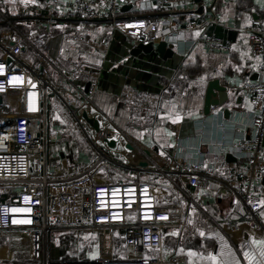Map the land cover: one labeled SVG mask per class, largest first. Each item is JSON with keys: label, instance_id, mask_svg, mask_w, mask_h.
Returning <instances> with one entry per match:
<instances>
[{"label": "built area", "instance_id": "obj_1", "mask_svg": "<svg viewBox=\"0 0 264 264\" xmlns=\"http://www.w3.org/2000/svg\"><path fill=\"white\" fill-rule=\"evenodd\" d=\"M47 1L54 5L59 2ZM130 1L139 4L140 12L196 2L109 0L107 8H102L94 0H76L73 7L80 18L106 21L113 31L134 44L156 43L164 36L176 40L175 21L162 22L167 25L162 29L160 22L140 17L139 11L136 14V7H131V14H127L124 8ZM201 1L200 8L192 13L194 19L187 25L188 30L198 33L197 38L186 41V45L202 43L212 53L230 54L231 43L216 35V27L221 24L216 7L221 1L233 0ZM245 33L251 54L259 60L261 81L244 85L255 110L244 112L240 117L244 128L249 130V137L231 146L242 167L228 164L221 157L222 169L230 170L229 176L222 179L201 171V149L197 150L199 156L195 159L180 154L182 139L178 134L172 154L164 159L163 165L154 164L151 171L112 161L85 128L84 115H87L99 120L98 134L103 144L108 145L105 139L117 141L126 137L94 102L101 78L99 70L84 62L63 67L60 63L63 35L50 41L47 53H36L38 65L33 67L23 58L31 45L30 40L12 26L3 36L4 42H0V188L3 193L11 194L10 201L0 202V250L16 254L0 260V264H184L181 258L165 260L162 257L166 228L181 219V209L159 206L152 186L144 181L146 173H157L171 181L180 177L194 188H203L212 180L248 208L258 222L261 205L255 200L264 188V20L245 28ZM82 83L87 85L85 89ZM54 99L62 104L99 154L89 168L74 175L61 169L50 170L47 166L48 117ZM126 103L141 116L152 114L159 105L155 95H140L135 91L129 93ZM107 161L133 172L132 175L119 181L101 180L97 174ZM14 208L30 211L12 212ZM13 220L18 222L13 223ZM56 230L95 234L96 256L83 261L50 259L49 242ZM116 238L136 253L156 252L159 255L149 254L142 259L117 258Z\"/></svg>", "mask_w": 264, "mask_h": 264}, {"label": "crops", "instance_id": "obj_2", "mask_svg": "<svg viewBox=\"0 0 264 264\" xmlns=\"http://www.w3.org/2000/svg\"><path fill=\"white\" fill-rule=\"evenodd\" d=\"M94 1L102 8H107L109 3V0ZM75 2L59 0L54 5L47 0H0V17L15 20L14 26L21 30L35 27L43 28L48 33L54 28L59 29L61 33L56 37L63 35L64 42L68 44L62 50L61 65L70 68L72 64L84 62L100 70L98 66L104 65V62L117 60L115 57L119 46L111 50L112 43L129 40L113 31L106 21L80 18L74 12ZM138 5L130 1L124 11L131 14V7H136L134 12L137 14L140 10ZM201 5L202 1H196L149 10L156 11L153 13L154 20L161 23L162 29L167 27L165 22L176 23L173 32L177 41L169 39V36L160 40H169L177 53L176 58L169 61V70L166 71L168 77L162 78L157 88L151 84L145 85L143 89L122 86L110 75L101 74L94 102L126 134V137L117 139L119 142L114 148L122 149L120 154L126 162L121 163L127 167L151 171L154 164L163 165L164 159L174 150L177 134L182 139L179 149L182 156L195 159L199 156L197 150L201 149L203 173L227 178L230 170L222 169L221 157L228 164L242 167L231 146L249 137V130L244 128L245 124L240 117L244 112L255 110L253 102L244 91V85L261 81L259 60L251 54L245 28L258 20H264V0L221 1L217 5L216 12L221 24L216 27V35L231 43L230 54L212 53L202 43L186 45V41L197 38L198 33L188 30L187 25L194 19L193 11ZM6 32L9 30L0 32V42H4ZM231 32L235 33L234 36ZM49 43L38 47L47 53ZM23 58L33 67L38 65L37 57L30 56L27 51ZM215 79L228 88L229 100L223 106L214 107L216 110H211L210 115H205L208 83ZM86 87L85 83L82 84V88ZM133 91L140 95H155L159 102L158 108L147 116L135 113L126 103L129 93ZM51 105L48 117V169H61L68 175L77 174L95 162L92 146H89L90 151L83 146L59 101L54 99ZM85 128L88 135L89 129L98 135L90 124L86 123ZM102 147L105 150L113 148L105 144ZM146 162V167L140 165ZM110 170L109 164H102L97 177L119 181L129 178L133 173L121 171L112 176ZM144 181L152 186L160 207L175 206L182 212L181 219L166 228L162 252L165 260L177 257L183 259L184 264H264V243H261L264 242V188L258 192L255 200L261 205L257 222L248 208L212 180L203 188H194L180 177H176L174 183L157 173H146ZM0 192H3L1 188ZM72 232L76 231L53 232L49 256L54 260H65L71 255L75 257L71 260H77L79 258L75 252L80 249L84 251L82 254L86 253L87 259L95 257L97 251L91 253L85 246H89V239L97 244L96 235H83L87 240L85 243L70 242ZM153 255L159 254L155 252Z\"/></svg>", "mask_w": 264, "mask_h": 264}, {"label": "water", "instance_id": "obj_3", "mask_svg": "<svg viewBox=\"0 0 264 264\" xmlns=\"http://www.w3.org/2000/svg\"><path fill=\"white\" fill-rule=\"evenodd\" d=\"M196 1L200 2L201 0ZM234 34V32H231V35L234 36ZM115 46H119L115 57L117 60L110 62L107 59V63L104 62V65L101 64L98 66L101 68L99 70L100 74L103 75L106 73L108 76L110 75L119 85L134 86L138 89H143L145 85L150 86L149 84L157 88L160 80L168 77V72L166 71L169 70V61L174 60L177 53L169 40L149 44H134L129 41L119 42L118 44V42L114 41L111 50ZM7 61L8 63L12 62L11 58H8ZM228 100V88L222 85L218 79L211 80L208 83L205 95L204 114L210 115L213 107L223 106ZM226 113L229 114L230 111L227 110ZM84 119L96 132H99V120L90 118L87 115H84ZM104 142L113 148L117 146L116 140L105 139ZM128 147L131 146L128 145ZM140 165L146 167L148 163L146 162Z\"/></svg>", "mask_w": 264, "mask_h": 264}, {"label": "rangeland", "instance_id": "obj_4", "mask_svg": "<svg viewBox=\"0 0 264 264\" xmlns=\"http://www.w3.org/2000/svg\"><path fill=\"white\" fill-rule=\"evenodd\" d=\"M20 30V29H19ZM20 32L25 36V34L22 32V30H20ZM67 43V41H65L64 42V44H63V48H62V50H65L66 49V47L68 46V44H66ZM83 84V83H82ZM65 109V108H64ZM73 123H74V121H73ZM75 125V124H74ZM79 130V129H78ZM102 133V132H101ZM83 136H84V138H85V141L88 143V145L91 147V143H90V141H89V139L87 138V136H85L84 134H83ZM89 136H90V138H92V139H94V140H96V143H97V145L101 148L102 147V145H103V143L99 140V137L101 136L100 134H98L97 136L89 129ZM98 137V138H97ZM118 142H119V140H118ZM111 150H109V148H108V150H106V154L110 157V159L112 160V161H115V162H119V163H124V162H126V160L125 159H123L122 158V156H121V154H120V152L122 151V149L121 148H110ZM93 152H94V154L96 155V157H95V159L96 158H98L99 157V154L97 153V152H95L94 150H93ZM121 163V164H122ZM106 164H109L110 165V168H111V172H114V173H118V174H120V172L121 171H127V170H124L123 168H121V167H118V166H116V165H114V164H112V163H110V162H106ZM123 173V172H122ZM132 173V172H131ZM123 174H125L126 175V173H123ZM130 174V173H129ZM82 233H84V234H82V235H80V234H78V233H76V232H72V234L70 235V237H71V240H70V242H79V243H85L87 240L86 239H84L83 238V235H92V236H94V234H92V233H85V232H82ZM88 242H90V244H88L89 246H85V247H87V251H89V252H91V253H93L96 249H97V244L95 243V241L94 240H91L90 241V239L88 240ZM115 242H116V247H117V250H116V257L117 258H121V259H142L143 257H145L146 255H149V254H152V253H150V252H141V253H136L135 251H134V249L133 248H131V247H127V246H125V243H124V241H122V240H119V239H115ZM92 243V244H91ZM49 244L51 245V243L49 242ZM79 246V245H78ZM76 247V246H75ZM67 250H68V252L69 253H71V249L67 246ZM3 250H0V260H6L8 257H10V255H13V256H15V254L16 253H11V251L10 252H8V253H4L5 251H3ZM84 252V251H83ZM82 252V250H80V249H77V252H75V253H77L76 255V257L77 258H79V259H77V260H74V261H83V260H86L87 259V256H86V253L85 254H82L83 253ZM11 253V254H10ZM81 254V255H80ZM82 257V258H81ZM49 258L50 259H53L52 257H50L49 256ZM71 259H75V257H72L71 255H69V257H67V258H65V261H72ZM64 260V259H63Z\"/></svg>", "mask_w": 264, "mask_h": 264}, {"label": "trees", "instance_id": "obj_5", "mask_svg": "<svg viewBox=\"0 0 264 264\" xmlns=\"http://www.w3.org/2000/svg\"><path fill=\"white\" fill-rule=\"evenodd\" d=\"M155 12H153V11H145V12L139 13L138 15L140 17H143V18L147 19V20H154L155 16L153 15V13H155ZM158 12L160 13L161 9H159ZM158 12H157V14H158ZM6 17H8V16H6ZM8 18L3 19L2 17H0V32L5 31V30H10L11 27L14 26V23H16L15 20H13V19L9 20ZM34 28L35 27H32V28L28 27L26 29H22V32L30 40V44H31L30 46H28L27 52L29 53L30 56H33V57L36 56V53L38 51H41L40 50L41 48H39L38 45H41L43 47L46 46L49 43L50 40H52L54 37H56L57 35H59L61 33L59 31V29H56V28H54L53 30L49 31L48 33L43 28L42 29H40V28L34 29ZM42 49L44 50V48H42ZM51 110H52V105H51L50 112H51ZM64 114H65V116H67L71 120V124H72V126L74 128V131L76 132L77 137H79L81 139V142H82L83 146L88 151H90L89 145L85 141L83 133L80 130H78V128L74 125L73 119L66 112L65 109H64ZM92 150H93V148H92ZM104 151L106 152L105 148H104ZM94 156L96 157L95 154H94ZM114 174H117V173H114V172L110 171V175L114 176ZM10 200H11V195L10 194H6V193H3V192H0V202H7V201H10Z\"/></svg>", "mask_w": 264, "mask_h": 264}, {"label": "snow or ice", "instance_id": "obj_6", "mask_svg": "<svg viewBox=\"0 0 264 264\" xmlns=\"http://www.w3.org/2000/svg\"><path fill=\"white\" fill-rule=\"evenodd\" d=\"M26 199H27V197H26ZM12 212H17V211H30V209H24V210H21V209H12L11 210ZM16 222H18V221H16V220H13V223H16ZM25 222H27V221H25ZM201 235H203V233H201ZM261 243H264V242H261ZM247 255V254H246Z\"/></svg>", "mask_w": 264, "mask_h": 264}]
</instances>
